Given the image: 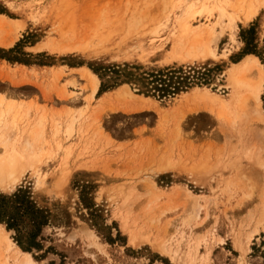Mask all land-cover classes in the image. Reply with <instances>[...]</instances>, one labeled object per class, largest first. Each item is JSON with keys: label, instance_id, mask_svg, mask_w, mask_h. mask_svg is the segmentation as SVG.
I'll return each instance as SVG.
<instances>
[{"label": "rangeland", "instance_id": "rangeland-1", "mask_svg": "<svg viewBox=\"0 0 264 264\" xmlns=\"http://www.w3.org/2000/svg\"><path fill=\"white\" fill-rule=\"evenodd\" d=\"M231 2L0 0V14L20 25L15 43L0 47V155H15L25 171L0 193L23 188L48 214L40 249L26 251L34 264H264V7L242 24ZM71 24L81 30L78 50L36 49L63 26L71 34ZM193 30L202 32L204 56L176 58ZM247 54L262 68L259 106L251 98L249 111L220 119L188 107L173 113L192 87L228 98V69ZM78 66L98 70L91 99L71 71ZM117 66L210 71L161 96L135 79L117 80ZM257 76V67L247 74ZM117 88L153 99L155 109L131 111L129 97L102 104L99 97ZM37 121L39 144L27 146Z\"/></svg>", "mask_w": 264, "mask_h": 264}, {"label": "bare ground", "instance_id": "bare-ground-1", "mask_svg": "<svg viewBox=\"0 0 264 264\" xmlns=\"http://www.w3.org/2000/svg\"><path fill=\"white\" fill-rule=\"evenodd\" d=\"M233 1L234 2H231L232 4H230V3H228V4H230V7L232 6L236 9H239V11L243 14V15H241L242 17H238V19H237V21L242 23V24H245V23L251 21L256 16L259 9L264 7V0H233ZM234 11H236V10H234ZM18 23L16 22V20L8 18L7 16L0 14V47L9 48L18 39V30H19L18 28H20V25ZM234 24H236V21L234 22ZM71 25H74V24H71ZM67 26H65V27L63 26L62 29H60V31L58 33L59 37L57 40H53V41H50L48 43L46 42V44H43V46H40V47H38L39 46L38 45L36 47V49L37 50L45 49V50L50 51V52H58V53H68V52H72L76 49L78 50L77 46H81V45H76L75 42L78 41L77 38L79 37L78 36L79 31H81V30L78 31L77 28L75 29V25H74V28L71 29V34H69L67 32V29L69 27H67ZM188 28H191V27H188ZM193 32H194L193 36L195 35V38L192 37L193 40L191 42L189 41V43H186L180 49V53H179V55H176L177 56L176 58L186 59V58H191V57H195V56H204V54H203L204 51H202L203 46H201L200 45L201 43H199L200 41L198 42V39H196V35L200 36V35H202V32H201V34L198 33L199 35L195 34V30H193ZM93 33H94V30H93ZM190 34L191 33H189L187 35H190ZM80 36H81V32H80ZM206 36H207V34H206ZM208 36H209V34H208ZM84 38H85V36H84ZM90 38H92V37H90ZM83 40H82V42H83ZM186 42H188V41H186ZM80 44H81V42H80ZM84 44L88 45V43H85V42H84ZM205 44H206V42H205ZM208 44H209V42H207V45ZM91 47H92V45H91ZM174 48H176V47H174ZM210 50H212V49H210ZM172 56H173V53H172ZM258 65H259V67H258ZM260 65L261 64H259V60L257 59L256 56H254L252 54H248L246 57L242 58L237 63H233L232 66L229 67V69H228L229 70L228 71L229 82L234 86V90L232 93H230L228 98H221L217 94H215L213 92H209L208 91L209 89L204 88V87H192V88L188 89L187 91L181 93L182 97L178 101L176 107L174 106L173 113L177 112V111L179 113V110L181 111V108H183V110H185L186 107H188V109L191 110L192 112L193 111L194 112L203 111V113L208 112L210 114L215 115L217 118L220 119V118L225 117V115H227V113L231 110L234 112H237V111H241V110L247 108V105L249 103H251L249 101L251 98L254 99L256 101L257 105L259 106L260 105L259 96H260L262 89H263V84H262L263 76H262V68L260 67ZM253 67H257V75L258 76L255 79L247 78L248 72ZM55 71H57V70H55ZM71 71H73V73L76 75L75 76V79H77L76 81H79V79L83 80V85H84L83 88H84V92L86 95V96L84 95L86 97L85 100L91 99L94 96V94L96 93V91L98 90L99 83H100V80H99L97 74L94 73L92 70H90L86 66L72 67ZM54 76H56V75H54ZM242 87L246 90V95L241 93L240 88H242ZM132 95L133 94L129 91H126L122 88L121 89L117 88V89H115L114 92H107L106 91L103 95H101L99 97V99H100L101 103L103 104V102H106L110 98H118L119 97L121 99L123 98L122 100L124 101V99L126 97L127 98L129 97L131 99L127 102L129 104L128 107H130L128 109L131 111L132 110H152V109H155L156 104H155V101L153 99L146 98V97H140V96H139V98L134 99V98H132ZM7 101H6V104H7ZM12 101L13 100H11V103L14 102V101L13 102ZM0 102L2 103L1 100H0ZM107 102H109V101H107ZM11 103L9 101L8 105H5V106L8 108H11V105H12ZM86 105H87V103H86ZM13 106H12V109L14 111L16 109H18V107L14 108ZM21 106H23V105H21ZM12 109H8V110H12ZM248 109L250 110L249 107L246 110L249 111ZM81 110H83V109H81ZM243 111H241V112H243ZM7 112L8 111L6 110L5 113H7ZM2 113H3V110L1 109V114ZM158 113L160 115L166 117L169 114V111L168 110L167 111L166 110H160V111H158ZM18 114L19 113L17 110V116H18ZM170 114H172V113H170ZM261 114H262V112H261ZM263 117H264V115H263ZM12 119L14 122L18 120V119L14 120L15 119L14 115H13ZM40 121H41V119H40ZM40 124L41 123L37 121V123L35 122L34 126L32 125L33 127L31 126L32 128L30 127L31 129L28 130L26 135H27V139L29 137V140H31V141H29V143H28V141L27 142L25 141L26 145L27 144L33 145V143H37L36 140L41 135V131L43 130V129H41L42 127L40 126ZM6 127H7V125H6ZM257 138L258 139L260 138L262 140L261 137H257ZM7 143H9V142L3 143V144H5L6 149L8 148ZM37 144H39V143H37ZM37 144H35V147H37ZM35 147H33L34 150L36 149ZM3 148L4 147L2 146V150H3ZM30 148H32V146ZM0 150H1V148H0ZM22 150H24V149H22ZM13 152H14V150H13ZM3 154H5V153H3ZM14 154H15V152H14ZM14 156L15 155H13V154L12 155L6 154V156H2V154L0 155V185H2L4 187H5V185L9 186V185H11V183L16 182L19 179V176L22 173V171H24V168L22 167L23 162L21 163L19 158L14 157ZM17 156H19V155H17ZM22 157H23V155H22ZM29 166H30V163H29ZM9 259H12V264H34L35 263L33 258L30 256V254L28 252L21 250L18 247V245L8 237V231L5 229L4 225L0 223V264H10Z\"/></svg>", "mask_w": 264, "mask_h": 264}, {"label": "trees", "instance_id": "trees-1", "mask_svg": "<svg viewBox=\"0 0 264 264\" xmlns=\"http://www.w3.org/2000/svg\"><path fill=\"white\" fill-rule=\"evenodd\" d=\"M131 68L135 69L136 67ZM125 69L129 68L117 66L112 73L118 78L117 80L120 77L126 78L125 80L135 79L141 83L145 92H154L161 96L175 93L182 85L193 79L198 81L205 79L206 71H210L206 67L197 66L151 69L142 74ZM93 71L97 73L98 70L93 69ZM262 100L264 107V95ZM0 223L4 224L7 230L13 232V239L17 245L23 251L29 252L33 249H40L41 244L38 238L42 228L48 223V214L36 205L26 190L18 188L11 194L0 193Z\"/></svg>", "mask_w": 264, "mask_h": 264}, {"label": "crops", "instance_id": "crops-1", "mask_svg": "<svg viewBox=\"0 0 264 264\" xmlns=\"http://www.w3.org/2000/svg\"><path fill=\"white\" fill-rule=\"evenodd\" d=\"M247 55H248V54H247ZM247 55H245L244 57H246ZM244 57H243V58H244ZM139 113H144V111H140Z\"/></svg>", "mask_w": 264, "mask_h": 264}]
</instances>
